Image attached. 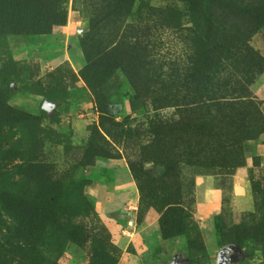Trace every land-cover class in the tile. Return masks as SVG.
I'll list each match as a JSON object with an SVG mask.
<instances>
[{"label": "rangeland", "instance_id": "374dc122", "mask_svg": "<svg viewBox=\"0 0 264 264\" xmlns=\"http://www.w3.org/2000/svg\"><path fill=\"white\" fill-rule=\"evenodd\" d=\"M0 94V264H264V0H0Z\"/></svg>", "mask_w": 264, "mask_h": 264}, {"label": "trees", "instance_id": "16d2710c", "mask_svg": "<svg viewBox=\"0 0 264 264\" xmlns=\"http://www.w3.org/2000/svg\"><path fill=\"white\" fill-rule=\"evenodd\" d=\"M234 3V2H233ZM236 4V1H235ZM250 5V4H248ZM239 40V39H238ZM246 46L249 48V45L246 43ZM1 95V94H0ZM0 113H1V120L3 121H28L33 119V116L28 113H23L16 108H14L9 103H0ZM264 124V123H263ZM36 159H34L35 162Z\"/></svg>", "mask_w": 264, "mask_h": 264}]
</instances>
